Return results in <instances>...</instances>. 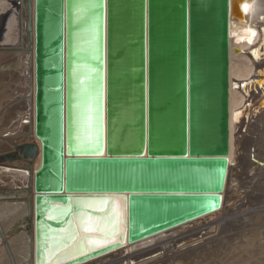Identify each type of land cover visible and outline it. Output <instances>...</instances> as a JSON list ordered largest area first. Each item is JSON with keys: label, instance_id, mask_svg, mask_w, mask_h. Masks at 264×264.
Here are the masks:
<instances>
[{"label": "water", "instance_id": "95a60500", "mask_svg": "<svg viewBox=\"0 0 264 264\" xmlns=\"http://www.w3.org/2000/svg\"><path fill=\"white\" fill-rule=\"evenodd\" d=\"M23 1L39 143L2 159L28 160L36 264L45 263L49 233L70 225L76 234L84 216L101 217L86 201L110 207L123 198L115 246L219 212L230 175V0ZM263 73L243 84L249 94L263 91ZM87 236L69 251L66 240L59 254L79 251Z\"/></svg>", "mask_w": 264, "mask_h": 264}, {"label": "bare ground", "instance_id": "6f19581e", "mask_svg": "<svg viewBox=\"0 0 264 264\" xmlns=\"http://www.w3.org/2000/svg\"><path fill=\"white\" fill-rule=\"evenodd\" d=\"M34 1L35 0H33V3ZM230 2L233 12L229 23L230 175L224 193V204L222 209L215 214L182 224L138 243L131 244L125 240L122 241L119 246H115V243L120 240V236L124 229L123 198L115 197L110 207H108L107 199L101 201H86L85 207L103 210L104 213L101 214V217L96 218L84 216L81 219L82 227L80 228L78 224L76 225L75 229L79 231L76 234H74V227L70 225H67V227L59 232L49 233V249L46 250L45 263L42 262L41 264H62L85 252H91L93 249L101 248H107L106 252L82 262L74 260L69 264H145L153 259L158 260L157 263L154 264H210L208 258H202V256L206 251L213 249L216 243L214 240L216 235L212 234H219L221 230L228 227L230 224L233 226L235 222H233V217L239 218L238 214L231 216L234 211L228 208V204L231 201L230 194L232 193L230 189L233 187L234 166L237 162V158H241L238 155V151L246 146L245 141H243L244 138H240L237 134L238 122L236 120V112L240 109V105L237 106L238 103L240 104L239 92L242 90L239 84L248 81L245 77L243 78L241 73L244 71L247 72L248 66L246 68L244 67L243 70L239 69L242 71L240 73L241 81L239 80V83L236 70L237 67L239 68L238 63L249 57L248 51L250 48H248V46L250 45V47H252L255 45L254 41L258 38L257 36L261 34L258 25L260 24L261 26L264 23V0H230ZM27 15L28 7L26 1L0 0V42H2L0 44V88H4L5 82V84L8 85L4 90L3 96H0V111L6 104H11L12 106L10 107L12 109L11 114L9 117L7 116V123L9 126L4 128L5 134L9 132V135H6L9 136L10 139L8 142L0 140V151L11 148L14 151L16 147L19 146H17L19 143H39L34 135L35 44L34 34L32 45L29 39ZM238 28L241 29L240 32ZM244 51L247 53L244 54ZM9 64H12L14 69L5 70V67ZM260 67L264 68V65ZM246 74L249 75V72ZM262 78L264 80V75ZM247 92L248 90L245 89L242 94L245 95ZM258 97L257 95V98ZM31 135L32 139L30 138ZM263 145L260 150L264 153ZM10 152L12 151L10 150ZM7 153H9V150ZM259 153L254 158L256 160L251 161L250 168L258 166V170L264 169V167H261L262 164L264 165V159L261 158V154L259 155ZM4 162H8L9 165L5 167L0 166V170L2 171L0 172V188L4 182H7V184L9 183V187L3 188L4 191L0 192V243L5 236L14 235L11 234L12 230L14 232L16 230V233H18L19 227L21 226V231L8 242V246L4 249V261L1 263L36 264L34 233L35 190L33 185L28 187L30 181L29 172L21 169V166L28 164V160L25 162V160L16 158L14 161L4 159ZM40 163L41 159L40 156H38L32 161L33 169L37 170L40 167ZM245 165L246 161L241 167H245ZM26 187H28V189H26ZM51 210H54V207ZM30 212L32 215V237L29 236L27 222ZM252 213L254 212L248 210L239 213V216L246 218ZM58 214L59 213L51 212L48 217L54 218ZM86 228L88 229L87 231H85ZM86 234L88 235V239L81 243L82 247L79 251L72 252L65 256L59 254L62 249L67 247V244H64L66 240H69L71 243V247H67V251L73 250L76 245H78L79 241V239L76 241V237H78V235L84 237ZM193 238H195V240L191 244H193L194 248L184 253H181L177 249L179 243H184L188 240L192 241ZM90 241H92V243H90ZM188 244L190 243H185L182 246H187ZM162 250L164 251L163 254L151 256ZM145 256L151 257H146V259L141 260ZM209 258L213 259L212 256ZM133 260H136V262L133 263Z\"/></svg>", "mask_w": 264, "mask_h": 264}, {"label": "rangeland", "instance_id": "374dc122", "mask_svg": "<svg viewBox=\"0 0 264 264\" xmlns=\"http://www.w3.org/2000/svg\"><path fill=\"white\" fill-rule=\"evenodd\" d=\"M263 24L261 26L260 24L258 25V28L260 30L259 32L261 34L257 36L258 38L254 41L255 45L252 47H250V45L248 46V48H250L248 51L249 57L245 59L246 61L244 60L245 62L243 60L240 61L238 63L239 68L237 67L236 70L238 76L237 77L238 83L241 81V74L243 78L245 77V79L248 80L245 81L244 83L239 84L240 89H242L240 90V92L241 91L242 92L241 93L239 92L240 104L239 103L237 104V106L240 105L239 106L240 109L239 111L237 110L236 112V117H237L236 120L238 122L237 134L238 136H240V138L243 137L245 139V140L243 139V141H245L246 146H244V148L238 151V155L241 158H237V162L235 163L234 166L233 182H232L233 187L232 189H230V192L232 193L230 194L231 201L228 204V208L234 211L232 212L231 216L238 214L239 218L233 217L234 218L233 222L235 221L233 226L232 224H230L231 226L229 225L228 227H225L223 230L219 232V234L218 233L212 234V235H216L214 237L216 243L214 244L213 249L206 251L202 256V258L207 257L210 264H264V169L258 170V166H254L250 168L251 161L256 160L254 158L259 153V151H260L259 155L261 154L260 155L261 158L264 159V153L263 151L260 150L262 149V145L264 144V131H263L264 130V89H263L264 80L262 81L261 84V88L263 90L260 91L261 93L255 91L252 94H249L248 91L245 95L242 94L243 91H245V89L247 90V86H243V84H248L252 79H254L253 77H255L257 67L261 68L260 66L264 65V29H263L264 25ZM240 30L241 29L238 28L239 32ZM1 43L2 42H0V44ZM244 52H245L244 54L247 53L246 51ZM240 66H242L243 68ZM247 66H248L247 69L249 70V71L247 70V72H249V75L246 74L247 73L246 71L241 73L242 71L239 70V69L243 70L244 67L246 68ZM12 68L14 69L13 65L9 64L8 66L5 67V70H10ZM237 71L239 72V74ZM5 83L3 86L4 88H0L1 97L3 96L6 86H8ZM257 95L259 96L258 98ZM260 102L263 103V107L259 109L257 106L258 104H260ZM10 107H12L11 104H6L5 107L1 108L0 111V140H4L7 142L10 139L9 136H7L9 135V132H7L6 135L4 133L5 132L4 128L9 126L7 123V119L12 111ZM240 111L241 112L243 111L244 113L243 112L241 113ZM21 144H25V143H19L17 144V146ZM8 150L9 153H7ZM8 150L0 151L1 167L2 166L5 167L9 165L8 162H4L2 156L10 153L11 155H16V151L15 150L13 151L12 148ZM10 150L12 152H10ZM244 160L246 161V165L245 167H241V165L244 164L245 162ZM261 167H264V165L262 164ZM0 172L2 171L0 170ZM8 184L7 182H4L1 187L2 189L0 188V190H2L0 192L4 191L3 188H7V186L9 187ZM248 210H251L254 213L248 215L246 218L239 216V213ZM235 225H236V229H235ZM20 231H21V226L19 227V232ZM16 232H17L16 230L15 232L12 230L11 234L14 235L5 236L3 238V241L0 243V264H2L1 262L4 261V256H3L4 249L8 246V242L12 240L14 237H16V235H18L19 233ZM194 240L195 238H193L192 241L188 240L185 241L184 243L183 242L179 243L177 245V249L181 253H184L194 248L193 244H191L194 242ZM185 243H190V244H188L187 246H182ZM211 250H213L215 253ZM163 252L164 251L162 250L159 251V253H155V255L152 254L151 256L153 257L156 256V254H161V253L163 254ZM151 256H145L141 260L146 259V257L150 258ZM210 256H212L213 259L209 258ZM157 261H158L157 259H153L145 264L148 263L154 264L157 263ZM132 262L135 263L136 260H133Z\"/></svg>", "mask_w": 264, "mask_h": 264}, {"label": "snow or ice", "instance_id": "6c2138e0", "mask_svg": "<svg viewBox=\"0 0 264 264\" xmlns=\"http://www.w3.org/2000/svg\"><path fill=\"white\" fill-rule=\"evenodd\" d=\"M88 229L86 228L85 231H87ZM90 243H92V241H90Z\"/></svg>", "mask_w": 264, "mask_h": 264}]
</instances>
